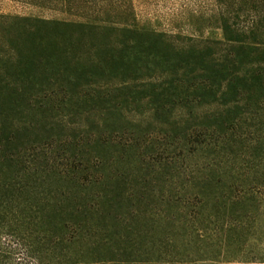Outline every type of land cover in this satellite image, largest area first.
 <instances>
[{"label": "trees", "instance_id": "16d2710c", "mask_svg": "<svg viewBox=\"0 0 264 264\" xmlns=\"http://www.w3.org/2000/svg\"><path fill=\"white\" fill-rule=\"evenodd\" d=\"M17 1L87 10V15L82 21H67L0 13V63L10 62L19 70L25 69L29 56L32 63L52 71L47 65H63L66 62L62 59H79L75 52L81 49L78 47L87 46V38L112 33L124 36L111 43L110 48H117V53L101 56V43L91 44L89 49L92 47L95 53L88 59L89 66L96 65L101 71V65L109 63L131 70L125 58L133 54L132 66L138 72L134 80L140 85L147 81L157 83L152 84L151 92L161 88L158 97H174L173 111L181 108L176 111L182 124L179 138L175 135L180 141L179 151L173 147L168 152L170 159L164 162L172 168L171 179L180 186L178 192L158 200L178 210L177 217L185 222L187 234L196 239L206 235L220 238L224 257L202 259L211 261L207 264H264V0H208L207 4L200 1L199 10L192 15L194 20L188 22L193 31L190 34L132 25L129 0ZM104 14L109 18L104 19ZM203 26L217 27L222 38L197 35ZM6 35L11 42L5 39ZM4 64L0 66V78L9 73L3 71ZM123 77L120 83L125 85L130 79ZM51 78L47 76L48 84L53 83ZM11 84L16 92L20 91L15 81ZM41 93L51 109L55 101L67 102L65 97L56 99L59 94H66L60 86L54 89L49 85ZM190 102L196 105L190 107ZM192 119L196 121L191 122ZM7 135L0 144L1 140H10ZM116 135L101 133L98 141L101 145L111 144ZM173 138L174 135L170 139ZM81 141L79 138L72 144L75 150L70 156L67 148L71 146L66 143L57 147L49 143L42 155L61 166L55 170L57 174L78 177L75 183L82 193L71 197L72 207L67 212V218L78 219H64V210L56 211L58 203H54L52 209L48 206L53 217L46 224L39 220L45 213H32L25 222L28 227H23L20 211L17 218H11L13 223L0 225V264H198L199 259L193 257L166 259L164 251L152 241L133 240L132 236L140 235L132 228L119 232L115 227L121 217L115 212L105 214L103 218L109 224L100 229L95 224L88 227L82 223L80 216H87L84 209L90 216L95 213L101 217V195L84 196L91 183L92 188L101 183L95 176L90 179L96 165L90 164L89 158L84 160L87 150L81 147ZM174 143L160 146V142L156 148L165 153ZM119 145L122 151L136 146L131 138ZM7 150L0 148L3 156L10 155ZM67 181L70 179H64L66 185ZM252 244L256 246L249 248ZM101 249L103 256L99 255ZM119 250L133 256L119 257ZM153 254L165 257L155 259Z\"/></svg>", "mask_w": 264, "mask_h": 264}, {"label": "rangeland", "instance_id": "374dc122", "mask_svg": "<svg viewBox=\"0 0 264 264\" xmlns=\"http://www.w3.org/2000/svg\"><path fill=\"white\" fill-rule=\"evenodd\" d=\"M129 1L131 3L129 18H132L130 21L132 25L168 33L190 34L193 31L188 22L194 20L195 16L192 15L196 14L195 10H199L200 1L207 4L208 0ZM0 13L82 21L86 19L87 10L0 0ZM109 16L102 15L104 19H108ZM112 34L87 38V46L78 47L81 49L75 52L76 57L80 56L79 59H62L66 62L63 61L65 63L63 65H47L52 71L49 69L45 71L35 62L32 63L29 56L28 61H25V69L19 70L10 62L0 63V66L4 64L3 71L9 72L7 76L0 78V139H4L6 134L11 137L6 142L1 140L0 144V148L8 149L7 152L10 154L3 156L0 152V225L13 223L11 218H17L20 211L24 218L23 227H28L25 222L32 213L33 216L45 213L39 216L44 225L53 217L49 215L50 210L47 209L54 203H58L56 211L64 210L61 217L66 220L72 218V216L67 218V212L72 207L70 199L73 195L80 196L79 193H82L78 191L80 188L76 185L78 177L71 179L70 175L65 177L57 174L55 170L61 169V166L51 163L42 155L49 143L54 147L63 143L68 144L71 146L67 148L68 154H71L75 150L72 144L81 138V147L87 150L85 157L83 155L84 160L89 158L90 164L96 165L92 169L90 179L95 176L100 178L101 183L95 184L93 188L94 183H91L88 186V193L84 195L89 197L101 195L99 208L101 217L97 218L95 213L90 216L84 209L83 212L87 213V216H80L83 224L88 227L95 224L100 229L106 223L109 224V221L103 218L105 214L108 211L115 212L121 217L115 229L120 232L132 228L133 232L140 235L138 238L132 236L133 240L152 241L156 247L164 251L162 255L168 257L166 259L189 260L191 258L188 257H193L199 259L198 264H207L211 261L202 259L212 257L221 260L224 256L221 253L220 238L216 240L213 239V235H206L196 239L194 235L187 234L186 227H183L185 222L177 217L178 210L167 206L165 201L158 200V197L163 199L169 193L178 192L176 190L180 186L171 179L172 168L164 164L170 159L168 152L176 146L175 150L178 153L180 146L178 138L182 124L181 117L176 111H180L181 108L173 111L174 97H158L163 91L161 88L151 92L152 84L157 83L147 81L140 85L134 80L133 77L138 72H135L132 66V53V56L125 58L126 65L131 66V70L109 63L102 64L101 71L96 65L89 66L91 64L88 59L95 53L92 47L89 49L91 44L101 43V56L109 52H119L117 48L110 46L124 36ZM196 34L213 39L222 38L221 30L214 26H203ZM5 39L10 41V36L6 35ZM23 54L27 55L25 50ZM50 72L53 74L49 75ZM47 76L52 77L53 83L48 84ZM123 76L130 79L125 85L120 83ZM13 81L20 88L19 92L13 89L11 84ZM49 85L54 89L60 86L65 90L66 94L61 93L56 99L65 97L66 104L55 101L57 103L53 109L45 104V96H42L41 92ZM209 99L211 97H204V100ZM188 105L191 107L196 103L190 102ZM101 133H104V136L113 133L117 135L111 144L106 142L101 145L98 141ZM172 135L175 138L171 140ZM130 138L136 146L127 151L120 150L119 142ZM171 141L175 143L167 148L165 153L159 152L161 149L156 148L160 142L162 146L163 143L167 145ZM26 155L29 157L26 158ZM176 177L177 180H181V176ZM64 179H70L67 185ZM52 225L54 226L55 222ZM211 232L214 233V230ZM121 239L125 241V238ZM252 246L256 245H249V248ZM119 251V257L133 256L126 251ZM99 255H104L102 249ZM165 256L153 254L152 257L156 259Z\"/></svg>", "mask_w": 264, "mask_h": 264}]
</instances>
